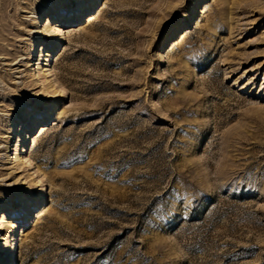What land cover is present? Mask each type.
Listing matches in <instances>:
<instances>
[{
	"label": "rangeland",
	"instance_id": "374dc122",
	"mask_svg": "<svg viewBox=\"0 0 264 264\" xmlns=\"http://www.w3.org/2000/svg\"><path fill=\"white\" fill-rule=\"evenodd\" d=\"M0 45V256L264 264V0H11Z\"/></svg>",
	"mask_w": 264,
	"mask_h": 264
},
{
	"label": "bare ground",
	"instance_id": "6f19581e",
	"mask_svg": "<svg viewBox=\"0 0 264 264\" xmlns=\"http://www.w3.org/2000/svg\"><path fill=\"white\" fill-rule=\"evenodd\" d=\"M10 3H11V0H0V10H4L5 8H7V6ZM1 12L3 14V11H1ZM40 19H41V17H40ZM40 19H39V21H40ZM52 30L54 31L55 34L61 33L60 30H56V29H52ZM58 43H59V40L56 41V43L54 45L56 46V45H58ZM54 47H53V49H55ZM3 49L4 48L0 45V50H3ZM34 54H35V52H34ZM45 61H48V62L52 61L51 56H48V58ZM36 69H41L40 68V64L36 66ZM36 76L37 77H40L41 76V72H39ZM36 79H38V78H36ZM39 82H41L40 85H44V89L43 90L45 92H48L50 88L47 87V84H45L44 78H41L40 77ZM59 95H60V93H59ZM22 131L23 130H21V134H22ZM18 146H19V144H18ZM18 146L16 147L17 152H18ZM26 148H27V145L26 144H24L21 147V154L22 153H26V151H27ZM12 150H14V149H12ZM15 154H16L15 155V160L13 159V157H11L12 158V162H13L12 168L15 170V172L16 171L20 172L21 169L24 168L25 166H28V165L31 166L32 165L30 158H27V156L22 157V156H20V154L19 155L17 153H15ZM10 156H11V154L8 155L7 157L10 158ZM6 222L7 221H5L4 218L2 220H0V231L1 230H5L7 228ZM15 227H16L15 228V230H16L18 228V225H16ZM14 233H15V236H16V232H14ZM12 237L13 236H11V239L7 242V246H8L7 247V252L3 256H0V264H12V263H14L16 261V256L15 255L16 254L18 255L19 249H17L18 246H16V247L13 246L14 248H10L12 245H14V242L13 241H15V239H13Z\"/></svg>",
	"mask_w": 264,
	"mask_h": 264
}]
</instances>
